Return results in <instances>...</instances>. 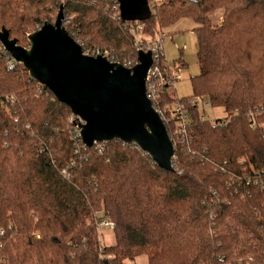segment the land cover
Segmentation results:
<instances>
[{
    "label": "trees",
    "instance_id": "trees-1",
    "mask_svg": "<svg viewBox=\"0 0 264 264\" xmlns=\"http://www.w3.org/2000/svg\"><path fill=\"white\" fill-rule=\"evenodd\" d=\"M148 1V18L126 21L116 0H0V29L19 45L64 5L83 51L132 65L140 40L193 17L200 72L194 94L177 100L201 96L230 113L207 120L188 106L190 136L176 143L166 91L175 150L174 171L165 170L118 138L86 146L71 107L0 49V264H125L141 255L148 264H264V0ZM100 212L115 222L112 243L98 234Z\"/></svg>",
    "mask_w": 264,
    "mask_h": 264
},
{
    "label": "water",
    "instance_id": "water-1",
    "mask_svg": "<svg viewBox=\"0 0 264 264\" xmlns=\"http://www.w3.org/2000/svg\"><path fill=\"white\" fill-rule=\"evenodd\" d=\"M126 21L148 18V0H116ZM64 5L55 21H46L28 34L29 46L19 45L5 27L0 41L17 63L54 92L77 116L83 143L118 138L141 147L161 168L174 171V146L161 115L147 96L146 80L153 54L138 49L135 65L87 55L64 25Z\"/></svg>",
    "mask_w": 264,
    "mask_h": 264
},
{
    "label": "rangeland",
    "instance_id": "rangeland-1",
    "mask_svg": "<svg viewBox=\"0 0 264 264\" xmlns=\"http://www.w3.org/2000/svg\"><path fill=\"white\" fill-rule=\"evenodd\" d=\"M162 0H156L160 2ZM213 22L221 21L220 11L215 10L212 14ZM195 19L182 17L176 22L171 23L163 28L157 35L161 39V45L164 49V57L167 60V66L171 74H180V78L173 83L174 90L171 94L177 97L190 96L194 94L192 88V77L200 72V67L197 59L198 40L195 30ZM163 37V38H162ZM200 112L207 120H223L230 117V113L224 107L209 103L200 107ZM163 120L166 119V114L161 115ZM103 242L112 243L114 240L112 229H104L100 227L99 233ZM125 264H148L147 256L141 255L133 259H127Z\"/></svg>",
    "mask_w": 264,
    "mask_h": 264
},
{
    "label": "built area",
    "instance_id": "built-area-1",
    "mask_svg": "<svg viewBox=\"0 0 264 264\" xmlns=\"http://www.w3.org/2000/svg\"><path fill=\"white\" fill-rule=\"evenodd\" d=\"M141 28H142V25L139 23H136L134 26L131 27V31L134 32L136 31V29H141ZM140 42H141V45L139 48H143L144 50L151 49L152 54H153L154 61L150 67V70L148 72V77L146 80L147 96L150 99V101L151 99H153L154 102L157 103L158 109L156 110L159 112L160 115H162L163 112L166 111V109H164V107L161 104L163 95L166 91H168L171 94V91L174 90L173 83L175 80H178L180 78V74L179 75L171 74L167 66V61L161 60V56L164 51L163 45H161V39H159L158 37H156V39L149 38V40L144 42L145 43L144 45L141 40ZM0 49L6 50L4 46L2 45V43H1ZM6 51L8 52V50ZM83 52L87 55L101 54L104 57H107V53H108L107 51L102 52L100 49L85 50ZM10 56L11 57L7 61V64L9 66H13L14 63H17V62L15 61L14 57L11 54ZM124 65L127 67L133 66L131 61H127ZM173 99L174 100L172 101L171 111H172V114L177 117L176 126L174 129V139L176 143L181 144V143H185V141L190 136V131H188V124L191 121V117L188 111V106L199 105L200 107H203L206 104L209 105V103L211 102H209V100H206L205 98L201 96H194V98H191L185 102H181V101L179 102L177 100V96L175 95L173 96ZM203 117L205 118L204 115ZM79 121L81 120H78V123ZM253 126H254V123H253ZM77 129H78V126H77ZM78 134H79V129H78ZM173 146L175 150L174 143H173ZM97 226L99 228L102 227L104 229L111 230L115 227V222L113 220L108 219L106 216H104L103 212H100L97 218Z\"/></svg>",
    "mask_w": 264,
    "mask_h": 264
}]
</instances>
